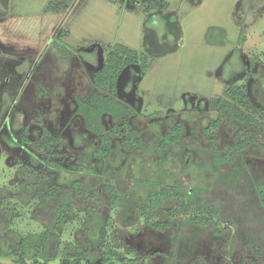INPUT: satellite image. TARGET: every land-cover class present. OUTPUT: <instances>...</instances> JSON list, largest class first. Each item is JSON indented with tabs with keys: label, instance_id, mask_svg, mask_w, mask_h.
Wrapping results in <instances>:
<instances>
[{
	"label": "rangeland",
	"instance_id": "1",
	"mask_svg": "<svg viewBox=\"0 0 264 264\" xmlns=\"http://www.w3.org/2000/svg\"><path fill=\"white\" fill-rule=\"evenodd\" d=\"M165 1L166 10L147 11L148 0H0V247L5 252L43 231L48 220L39 212L72 203L76 218L59 232L60 253L49 264H85L64 254L86 242L87 263L98 264L107 220L108 240L118 236L149 264L244 259L264 264L246 249L247 240L235 248L196 231H185L181 255L173 258L177 222L161 233L136 215L135 207L159 188L155 184L178 180L184 193H199L212 170V151L231 149L237 130L264 137V0ZM115 44L148 57L147 70L130 65L118 84V100L133 109L130 122L138 135L151 143L176 123L185 126L182 144L165 154L125 152L115 139L105 161L93 156L98 141L83 129L75 98L94 89L93 73ZM242 85L260 112L258 126L225 119L216 131L218 141H208L202 130L218 116L215 102L230 101L229 89ZM44 126L59 142L39 150L32 143ZM25 127L30 144L21 141ZM128 170L132 201L113 205L112 194L120 196L113 178ZM244 177L264 178V153L256 145L223 181L235 188ZM42 195H49L44 203ZM16 260L0 258V264ZM26 264L40 260L28 258Z\"/></svg>",
	"mask_w": 264,
	"mask_h": 264
},
{
	"label": "trees",
	"instance_id": "2",
	"mask_svg": "<svg viewBox=\"0 0 264 264\" xmlns=\"http://www.w3.org/2000/svg\"><path fill=\"white\" fill-rule=\"evenodd\" d=\"M168 5L165 0H148L146 9L166 10ZM137 64H140V69L144 72L148 68V57L123 44H115L107 53L102 65L93 73L94 89L83 97L75 98V113L80 117L83 129L97 139L98 145L93 156L101 161L111 155L115 139L120 141V147L125 152L153 151L165 154L172 147L181 145L185 138V126L182 123L169 127L151 143L133 129L130 120L135 113L130 106L118 100L117 95L123 70ZM227 79L225 74L223 80ZM228 94L230 101L215 102L218 116L209 121L202 130L203 137L208 141H218L216 131L225 119L243 126L257 127L259 124L255 117H258L260 112L250 103L245 85L229 89ZM21 141L30 144L26 127L21 132ZM58 142L59 137L54 136L44 126L32 145L42 150ZM254 145L264 153V137L260 139L255 131L244 128L237 130L231 149L212 151V170L204 177V188L199 193L195 190L184 193L178 180L171 185L155 184L159 188H152L144 203L135 207L138 219L141 218L144 225L156 232L170 231L172 224L177 222L178 228L173 235V258L181 255L180 241L185 231H196L197 234L223 238L235 248H242L243 242L247 240L246 249L256 258L264 260V178L257 180L244 177L235 188L223 181L231 178L239 158ZM113 182L120 196L113 193L111 203L114 205L132 201V195L128 192L132 182L130 170L124 177L113 178ZM138 183L147 182L139 180ZM53 194H49L50 197H54ZM49 195L39 196V199L44 203ZM39 215L48 220L47 224H43V231L36 236L23 238L19 246L9 252L0 247V258L15 256L17 264H26L28 258L40 260V264H49L57 259L60 253L59 232L76 218L74 205L62 204L46 213L39 212ZM108 225L107 220L101 231L102 251L98 264H149L140 258L133 248L124 246L118 236L113 235L108 240ZM88 230L87 228L86 232H89ZM89 249L90 244L86 242L84 248L77 246L73 254L65 250L64 256L73 258L75 263L85 261V264H88ZM197 264L220 263L200 260ZM237 264L255 263L244 259Z\"/></svg>",
	"mask_w": 264,
	"mask_h": 264
},
{
	"label": "flooded vegetation",
	"instance_id": "3",
	"mask_svg": "<svg viewBox=\"0 0 264 264\" xmlns=\"http://www.w3.org/2000/svg\"><path fill=\"white\" fill-rule=\"evenodd\" d=\"M229 76V75H228ZM247 89V88H246Z\"/></svg>",
	"mask_w": 264,
	"mask_h": 264
}]
</instances>
